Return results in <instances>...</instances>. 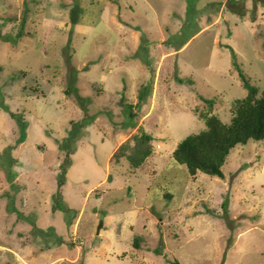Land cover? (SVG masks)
I'll return each mask as SVG.
<instances>
[{
  "label": "rangeland",
  "instance_id": "1",
  "mask_svg": "<svg viewBox=\"0 0 264 264\" xmlns=\"http://www.w3.org/2000/svg\"><path fill=\"white\" fill-rule=\"evenodd\" d=\"M227 2L0 0V264H264V140L221 177L172 157L200 96L229 123L235 61L264 88V0ZM140 127L145 162L110 161Z\"/></svg>",
  "mask_w": 264,
  "mask_h": 264
},
{
  "label": "trees",
  "instance_id": "2",
  "mask_svg": "<svg viewBox=\"0 0 264 264\" xmlns=\"http://www.w3.org/2000/svg\"><path fill=\"white\" fill-rule=\"evenodd\" d=\"M233 0H228L231 10L235 7ZM256 1V0H255ZM242 3V2H241ZM221 4L218 2V5ZM233 6V7H232ZM240 14H244V8L239 5L237 9ZM74 15V14H73ZM75 15L72 23L75 24ZM235 58V57H234ZM234 62L240 79L247 89V94L236 99L231 108V118L229 123H224L214 113V98L200 96L208 107L203 115L205 128L197 133H191L181 139L172 151L174 160L184 165L189 176H196L198 171H203L211 175L222 176V166L225 163L230 151L237 144H245L249 139L255 141L264 140V88L260 90L256 85L251 84L243 70ZM178 81H182L178 78ZM69 93V89L67 90ZM144 93L139 92L140 100L144 99ZM127 108L126 115L130 118L135 116L131 111L132 105L124 104ZM12 117L15 116V114ZM132 138L122 142L111 154L110 161L119 163L125 159L132 169L140 167L152 153L153 137L150 132L139 128L138 133L133 134ZM70 160L66 159L63 164V173L66 172ZM164 196L170 198L169 193ZM140 238H133V245L139 248ZM173 264H180L175 258Z\"/></svg>",
  "mask_w": 264,
  "mask_h": 264
},
{
  "label": "water",
  "instance_id": "3",
  "mask_svg": "<svg viewBox=\"0 0 264 264\" xmlns=\"http://www.w3.org/2000/svg\"><path fill=\"white\" fill-rule=\"evenodd\" d=\"M98 229H100V226L98 227Z\"/></svg>",
  "mask_w": 264,
  "mask_h": 264
}]
</instances>
